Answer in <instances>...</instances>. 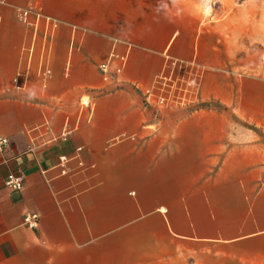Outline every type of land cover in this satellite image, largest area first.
Masks as SVG:
<instances>
[{"label": "crops", "instance_id": "1", "mask_svg": "<svg viewBox=\"0 0 264 264\" xmlns=\"http://www.w3.org/2000/svg\"><path fill=\"white\" fill-rule=\"evenodd\" d=\"M1 1L0 264H264V80L226 71L245 44L215 41L180 0ZM29 6L59 22L52 41L19 20ZM113 51L129 64L105 86ZM166 54L205 65L203 104L225 108L148 107L139 88Z\"/></svg>", "mask_w": 264, "mask_h": 264}, {"label": "built area", "instance_id": "2", "mask_svg": "<svg viewBox=\"0 0 264 264\" xmlns=\"http://www.w3.org/2000/svg\"><path fill=\"white\" fill-rule=\"evenodd\" d=\"M4 4L0 0V6ZM19 20L28 27L39 30L41 24H44L45 39L47 42L52 41L55 32L59 27V22L49 16L43 14L42 10L37 6H29L17 10ZM34 17V21L32 20ZM3 20L0 15V40ZM49 44H46V50H49ZM42 62L40 76L43 80H47L52 75V70ZM129 64V53L120 54L113 51L108 60L102 62L98 66L102 82L105 86H112L120 83L126 68ZM209 69L200 64L197 60L190 62L174 58L166 54V61L163 70L155 78L153 84L149 87L139 88L143 93L145 103L148 107L160 110H177L187 108H197L203 102L204 81ZM14 90L24 91V83L21 82V76H17L13 80ZM88 106L89 104H83ZM69 135L66 129L64 138ZM9 145L8 138L0 137V150ZM67 163L65 157L60 158V166ZM63 175L67 172L63 171ZM26 175L22 170L12 171L5 181V186L14 192H21L24 189ZM40 216L37 214H29L24 218V223L29 228L38 227Z\"/></svg>", "mask_w": 264, "mask_h": 264}, {"label": "rangeland", "instance_id": "3", "mask_svg": "<svg viewBox=\"0 0 264 264\" xmlns=\"http://www.w3.org/2000/svg\"><path fill=\"white\" fill-rule=\"evenodd\" d=\"M179 3L187 6L185 10L189 11L199 27L211 32L215 41L220 39L225 44H245L242 48L244 64H229L226 71L230 75L238 72L243 75V79L251 76L264 80V0H213L210 4L202 3L201 0H180ZM207 7L212 11L206 15ZM84 103L85 99L82 101ZM205 106L218 110L225 108L214 101L199 107ZM231 115L230 120H237ZM260 138L264 146L263 132Z\"/></svg>", "mask_w": 264, "mask_h": 264}, {"label": "clouds", "instance_id": "4", "mask_svg": "<svg viewBox=\"0 0 264 264\" xmlns=\"http://www.w3.org/2000/svg\"><path fill=\"white\" fill-rule=\"evenodd\" d=\"M174 2H175V0H174ZM201 2L205 3V4H210L211 2H213V0H201ZM210 12H211V8L210 7L205 9V14L206 15L209 14ZM28 95H29V98H31L34 95V93L29 92Z\"/></svg>", "mask_w": 264, "mask_h": 264}, {"label": "bare ground", "instance_id": "5", "mask_svg": "<svg viewBox=\"0 0 264 264\" xmlns=\"http://www.w3.org/2000/svg\"><path fill=\"white\" fill-rule=\"evenodd\" d=\"M208 8V7H207ZM211 11H212V9H211ZM210 14V13H209Z\"/></svg>", "mask_w": 264, "mask_h": 264}]
</instances>
